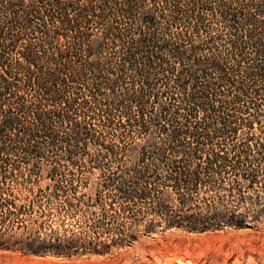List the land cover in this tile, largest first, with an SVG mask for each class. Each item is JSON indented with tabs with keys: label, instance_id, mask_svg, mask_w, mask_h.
Returning <instances> with one entry per match:
<instances>
[{
	"label": "trees",
	"instance_id": "obj_1",
	"mask_svg": "<svg viewBox=\"0 0 264 264\" xmlns=\"http://www.w3.org/2000/svg\"><path fill=\"white\" fill-rule=\"evenodd\" d=\"M145 1L0 0V237L31 227L33 214H53L49 209L57 200L72 205L63 180L53 170L42 172L37 165H23L11 154L15 149L34 152L40 137L48 139L53 112H58L48 106L56 105L50 100L60 96L66 78L78 79L86 72L97 79L95 85H86L91 97L96 85H103L122 100L135 102L131 111L123 105L124 112L116 118L112 112L101 117L105 124L115 123L117 129L129 131L128 141L116 132L115 141L99 142L109 154L115 147L119 153L132 149V174L153 176L162 168L166 174L160 185L196 190L210 183L209 175L217 173V168L233 165L234 157L225 148L207 142L219 136L237 137L244 129L245 187L257 189L245 198L255 203L264 196V119L250 117L256 105L264 107V0H253L254 11L245 9L243 36L234 30L227 40L235 53H242L245 43V67L241 69L244 59H236L234 72L220 54L216 38L221 36L207 29L210 23L203 11L214 6L188 0L184 7L181 0H172L173 11L166 7L154 10L152 5L145 9ZM139 3L143 10L133 14ZM107 8L126 11L132 27L123 31L117 23L110 24L95 35L93 19ZM183 8L192 20L183 17ZM214 9L233 21L239 15V10L234 13L221 3ZM105 38L114 43L122 66L106 67L110 58L102 54ZM127 66L139 76L140 89L118 92L116 86L125 87L120 72ZM105 70L116 76H107ZM156 72L159 77L154 79ZM75 100L73 96L60 103L70 105ZM83 101L92 104L88 97ZM236 110L249 116L235 119ZM67 117L73 125L71 115ZM74 125L77 141L94 137L93 122L85 119ZM143 136L145 143L134 144ZM119 169V163L116 168L105 166L102 185L122 191ZM202 172L206 173L203 179ZM135 193L127 190L116 196L133 200Z\"/></svg>",
	"mask_w": 264,
	"mask_h": 264
},
{
	"label": "rangeland",
	"instance_id": "obj_2",
	"mask_svg": "<svg viewBox=\"0 0 264 264\" xmlns=\"http://www.w3.org/2000/svg\"><path fill=\"white\" fill-rule=\"evenodd\" d=\"M187 1L181 0L184 7ZM201 1L214 7L224 4L234 13L239 10L236 21L220 17L214 7L203 13L210 23L208 32H218L222 38H216V42L224 62L232 67L230 71L238 68L234 65L236 59H244L243 69L245 43L242 53H235L227 40L234 30L238 36H243L245 9L255 10L253 0ZM145 4V9L152 5L154 10L162 7L174 10L172 0H146ZM140 6V3L134 5L133 14L143 10ZM181 13L192 20L184 8ZM93 21L95 35L101 34V28L110 24L117 23L123 31L133 25L126 11L109 8L99 12ZM171 28L174 31L175 27ZM115 50L114 43L105 38L102 54L110 58L106 67L121 65L120 53ZM79 54L82 55V49ZM104 74L116 76L107 70ZM120 76L125 87L116 86L118 92L132 93V90L140 89L139 76L134 69L122 68ZM152 77H159V73H152ZM94 81L97 79L90 72L78 79L66 78L60 96L50 100L56 101V105H48L58 110L53 112L48 139L40 137L34 152L21 149L12 152V159L23 165H37L42 172L53 170L56 178L63 180L67 200L72 205L57 200L52 205L54 208L49 209L53 214H33L31 227H20L10 235L0 237V264H264V196L255 203L252 202L254 199L245 198V194L257 191L245 187V130L240 129L237 137L219 136L212 143L207 142L225 148L228 155L234 157L233 165L223 170L217 168V173L213 171L209 175L210 183L201 184L196 190L188 187L181 191L171 185H160L166 174L162 168L153 176L138 178L139 175L130 170L134 166L132 149L119 153L115 147L114 159L113 152L109 154L99 143L115 141L116 132L123 134L124 142L128 141L129 131L123 127L117 129L115 123L112 126L105 124L101 117L112 112L116 118L124 112L123 105L131 111L136 108L135 102L122 100L103 85H96L97 90L91 97L86 85L93 86ZM28 90L36 93L31 88ZM73 96L76 100L70 105L60 103ZM86 97L92 104L83 101ZM251 111L250 117L264 119L263 106L256 105ZM240 113L236 110L234 118L249 116L246 112ZM67 114L71 115L73 125L68 123ZM85 119L95 124L94 137H85L86 142L84 139L77 141L73 126ZM143 142H146V136L138 137L134 144ZM117 163L120 164L118 177L122 183L120 192L114 186L101 183L105 166L116 168ZM200 175L202 179L206 177V173ZM47 181L45 179L42 184ZM127 190L136 192L133 200L119 197Z\"/></svg>",
	"mask_w": 264,
	"mask_h": 264
},
{
	"label": "bare ground",
	"instance_id": "obj_3",
	"mask_svg": "<svg viewBox=\"0 0 264 264\" xmlns=\"http://www.w3.org/2000/svg\"><path fill=\"white\" fill-rule=\"evenodd\" d=\"M235 253H236V252H235ZM229 255H230V254H229ZM229 255H228V256H229ZM203 258H204V257H203ZM201 259H202V258H201ZM205 259H206V258H205ZM224 259H225V258H224ZM228 259H229V258H228ZM195 261H196V260H195ZM199 261H200V260H199ZM199 261H198V262H199ZM223 261H224V260H223ZM150 262H151V261H150ZM152 262H153V261H152ZM185 262H186V261H185ZM196 262H197V261H196ZM257 263H258V262H257ZM153 264H154V263H153ZM165 264H166V263H165ZM181 264H182V263H181ZM244 264H245V263H244Z\"/></svg>",
	"mask_w": 264,
	"mask_h": 264
}]
</instances>
